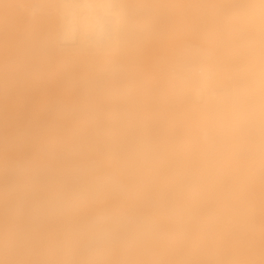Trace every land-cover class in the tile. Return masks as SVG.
<instances>
[{
	"label": "clouds",
	"instance_id": "clouds-1",
	"mask_svg": "<svg viewBox=\"0 0 264 264\" xmlns=\"http://www.w3.org/2000/svg\"><path fill=\"white\" fill-rule=\"evenodd\" d=\"M0 264H264V0H0Z\"/></svg>",
	"mask_w": 264,
	"mask_h": 264
}]
</instances>
